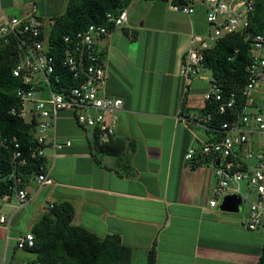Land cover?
Listing matches in <instances>:
<instances>
[{
	"label": "crops",
	"instance_id": "crops-1",
	"mask_svg": "<svg viewBox=\"0 0 264 264\" xmlns=\"http://www.w3.org/2000/svg\"><path fill=\"white\" fill-rule=\"evenodd\" d=\"M69 1L0 0V24L27 18L38 5L36 16L48 35L47 17L52 28ZM135 1L136 14H128V24L97 44L107 93L124 101L110 146L122 152H102L92 129L62 113L57 136L72 145L57 154L47 150L53 185L40 189L28 183L32 201L21 211L4 208L12 220L8 229L0 226V264H29L33 257L18 254V237L31 232L50 204L63 202L74 208V225L100 238L119 235L136 252L132 264L138 256L147 264L152 249L156 264L259 263L264 229H246V210L230 214L211 207L215 164L185 159L190 148L214 140L203 113L213 77L202 70L189 81L181 75L192 37L212 30L208 8L200 1L193 14H186L175 11L171 2ZM257 97L263 101L264 85ZM22 222L27 230L17 232Z\"/></svg>",
	"mask_w": 264,
	"mask_h": 264
},
{
	"label": "built area",
	"instance_id": "built-area-1",
	"mask_svg": "<svg viewBox=\"0 0 264 264\" xmlns=\"http://www.w3.org/2000/svg\"><path fill=\"white\" fill-rule=\"evenodd\" d=\"M200 1L208 8L207 20L212 30L207 35L192 37V47L182 62V76L188 81L198 76L206 69V51L229 35L247 32L246 40L250 41L254 54L246 68L247 83L238 93L225 92L213 79L205 103L217 114L228 115L230 120L222 125L220 139L190 148L185 159H211L215 164L217 186L210 206L217 207L225 197L238 195L243 201L240 212L248 205L244 225L250 231H258L264 229V99L261 102L257 97L258 89L264 85V32H248L255 0ZM173 9L186 14L195 12L193 5H173ZM37 10L38 5H33L27 18L12 17L0 24V54L13 43L20 50L13 71L22 81L17 92L20 105L11 113L34 127L30 154L38 159L47 158L48 149L57 154L72 145L70 140L57 136L62 113H70L81 128L92 129L99 144L110 143L115 137L124 101L107 93L105 64L97 44L112 30L128 24L127 10L107 13V25L92 24L76 36H65L60 52L55 45H50L48 36L43 35ZM64 75H68L67 80ZM68 79L77 85L73 86ZM205 118L207 124L212 115ZM206 129L214 132L207 126ZM2 150H10L13 164L9 173L0 169V226L8 229L12 217L4 208L12 206L15 211H21L32 201L28 183L33 182L43 189L53 185V179L46 164L27 180L20 169L26 165L21 145L17 138L7 137L0 131V153ZM243 185L246 186L244 192ZM49 208H53V204ZM34 246L32 232L17 239L19 250Z\"/></svg>",
	"mask_w": 264,
	"mask_h": 264
},
{
	"label": "trees",
	"instance_id": "trees-1",
	"mask_svg": "<svg viewBox=\"0 0 264 264\" xmlns=\"http://www.w3.org/2000/svg\"><path fill=\"white\" fill-rule=\"evenodd\" d=\"M134 0H70L66 12L53 19L50 33L47 35L50 45H55L57 52L63 46L65 36H76L92 24L107 25V13L118 14ZM155 1V0H143ZM173 5H195L200 0H160ZM255 12L251 17L248 32H264V0H255ZM43 35H46L43 31ZM136 38L135 33H129ZM247 32L229 35L214 44L205 53V66L212 72L213 79L225 92L238 93L247 83V66L252 61L253 50L246 40ZM20 50L16 44L6 46L0 54V131L7 137L17 138L21 145L23 160L26 165L20 167L28 178L46 165L47 158H35L30 154L34 127L11 113L20 105L17 96L22 87L21 79L14 76V69L19 61ZM67 80L68 75H64ZM68 81L76 86L75 81ZM205 116L211 114L212 120L206 126L218 140L222 137V125L230 120L228 115L217 114L212 106L206 104ZM97 140V137H96ZM111 143L100 146L105 153L119 154L122 148L112 150ZM202 159V158H201ZM207 161L209 158H205ZM206 162V161H205ZM0 169L5 173L13 170L10 150L0 153ZM18 172V171H17ZM74 208L71 203L63 202L48 208L41 219L33 226L35 246L25 250L33 254L29 264H132L133 250L126 247L119 235L100 238L87 229L72 223ZM157 253L152 249L148 254L147 264H156ZM258 264H264V249Z\"/></svg>",
	"mask_w": 264,
	"mask_h": 264
},
{
	"label": "rangeland",
	"instance_id": "rangeland-1",
	"mask_svg": "<svg viewBox=\"0 0 264 264\" xmlns=\"http://www.w3.org/2000/svg\"><path fill=\"white\" fill-rule=\"evenodd\" d=\"M135 3H136V1L134 0L132 3H130V5L127 7V8H125V10H127V12H128V14H129V16H131L132 14H136V11H135V9H134V5H135ZM46 33L47 34H49L50 33V31H51V23H50V19L47 17V24H46ZM201 72V71H200ZM202 73H205V74H207V75H209L210 77H212V72L209 70V69H203L202 70ZM39 95V94H38ZM61 116V115H60ZM61 118V117H60ZM59 118V119H60ZM75 120V119H74ZM58 123H59V120H58ZM69 140V139H68ZM49 167L51 168L52 167V163L51 162H49ZM243 192L246 190V186L245 185H243ZM44 201V198H42L41 199V201ZM44 203H45V201H44ZM49 208V206L47 207V209ZM46 209V210H47ZM248 205L245 207V214H248ZM6 210V212H8V213H10L9 212V210L8 209H5ZM246 227V226H245ZM247 229V228H246ZM17 230V232H18V230L19 231H25V230H27L26 229V227H25V225L23 224V222L18 226V229H16ZM250 231V230H249ZM12 236H15V235H13L12 234ZM15 243L14 242H11V248H12V246L14 245ZM18 252H20V253H18V254H22V255H26V256H29V257H33L34 255L33 254H31V253H29V252H27V251H25V250H21V251H18ZM134 252V251H133ZM133 254H136V252L135 253H133ZM134 264H142V260H141V258H139V256H138V258H136V260H135V262H134Z\"/></svg>",
	"mask_w": 264,
	"mask_h": 264
},
{
	"label": "water",
	"instance_id": "water-1",
	"mask_svg": "<svg viewBox=\"0 0 264 264\" xmlns=\"http://www.w3.org/2000/svg\"><path fill=\"white\" fill-rule=\"evenodd\" d=\"M217 165H219V161L217 162ZM242 204L243 201L241 197L238 195H230L224 198L219 205V209L225 213L237 214L240 212Z\"/></svg>",
	"mask_w": 264,
	"mask_h": 264
}]
</instances>
